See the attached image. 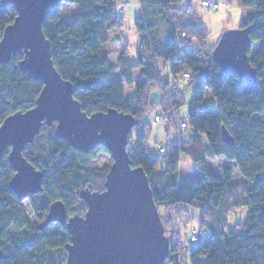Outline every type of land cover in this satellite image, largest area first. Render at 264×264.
I'll list each match as a JSON object with an SVG mask.
<instances>
[{
  "label": "trees",
  "instance_id": "trees-1",
  "mask_svg": "<svg viewBox=\"0 0 264 264\" xmlns=\"http://www.w3.org/2000/svg\"><path fill=\"white\" fill-rule=\"evenodd\" d=\"M118 1L63 0L62 4L76 7L70 23L62 18V4L47 11L42 31L55 69L72 84L73 98L87 115L116 110L137 121L134 146L129 148V134L127 151L132 167L146 174L157 208L198 209L204 234L202 238L196 235V242L190 238L194 246L188 247L185 264H264V122L254 118L264 113V0H239L248 10L239 28L253 29L247 54L257 70V83L249 89L244 88L245 81L225 74L213 62L214 48L207 46L209 33L197 12L191 5L176 9L184 0H137L142 9L135 18L140 35L136 60L129 59L126 47L117 62H112L102 49L110 41V34L123 27ZM15 17L13 6L3 5L0 0V40ZM22 59L23 55L16 54L6 65L0 64V125L9 116L32 109L43 89L29 73L19 70ZM158 64L168 66L173 77L188 75L185 80L192 93L185 122L178 114L183 94L177 90L163 92L160 104L166 124L171 130L184 125L181 129L186 137L181 134L168 139L166 146H159L157 156H165V167L149 153L150 125L141 121L154 107L148 102L150 93L169 84ZM138 70L141 82L135 87L134 97L127 101L125 88L135 84L134 72ZM172 115L178 117L176 125ZM145 127L146 131L141 130ZM223 128L233 140L231 145L222 140ZM54 129L42 126L34 142L23 150L25 160L43 175L42 192L19 200L9 190L15 173L7 159L9 150L0 160V250L7 256L0 264H62L65 246L70 243L66 229L60 227L50 233L37 227L55 202L64 204L68 217L84 214L85 205L78 193L97 189L92 170L95 154L73 149L54 136ZM97 151L108 153L102 146ZM182 156L196 167L215 159L235 165L247 185L237 199L241 203L235 205L245 210L244 223L225 232L229 215L225 202L237 190L233 171L227 168L219 177L207 169L195 178L184 177L180 175ZM107 171L101 177L104 181ZM175 232L169 236L164 264H182L179 238L173 241ZM53 253H58L59 259L50 260Z\"/></svg>",
  "mask_w": 264,
  "mask_h": 264
},
{
  "label": "water",
  "instance_id": "water-1",
  "mask_svg": "<svg viewBox=\"0 0 264 264\" xmlns=\"http://www.w3.org/2000/svg\"><path fill=\"white\" fill-rule=\"evenodd\" d=\"M63 0H2L11 5L16 17L3 31L0 64L12 56L23 55L18 68L40 82L43 89L35 106L6 118L0 125V160L7 159L14 170L9 190L19 200L43 191V175L23 157V150L34 142L43 125L53 127L54 136L73 149L89 154L104 147L112 160L103 191L81 190L83 215L68 217L62 202L53 203L37 230L58 223L70 235L62 264H164L169 241L148 178L141 168L131 165L128 137L137 121L116 110L87 115L73 98L69 81L55 69L50 45L42 31L47 11L57 9ZM251 27L222 34L212 52L213 62L225 74L238 76L249 85L257 83V70L250 64ZM222 140H233L222 129ZM7 256L0 250V262Z\"/></svg>",
  "mask_w": 264,
  "mask_h": 264
},
{
  "label": "rangeland",
  "instance_id": "rangeland-1",
  "mask_svg": "<svg viewBox=\"0 0 264 264\" xmlns=\"http://www.w3.org/2000/svg\"><path fill=\"white\" fill-rule=\"evenodd\" d=\"M204 1L212 2L214 5L218 6V9L203 7L200 3ZM188 5H191V7L197 12L198 16L203 21V24L209 33L206 43L207 46L211 48H214L217 45L224 32L239 29L243 17L248 14V10L241 7L239 0H184L180 6L176 7V9H182L180 7H186ZM116 7L120 13L118 14V17L123 19V27L120 32H113L110 34V41L103 47L102 52L103 54H108L111 61L116 63L120 53L124 50V48L127 47L129 59L131 61H135L137 46L140 41V35L135 29V18H137L141 13L142 7L139 5L137 0H119L116 4ZM75 10L76 7L74 5H61L62 18L66 21V23H70L72 21L75 16ZM114 37H116V39H113ZM191 42H194L197 45V42ZM158 67L163 74L162 76L165 77V80L168 79L169 84L165 88H154V90L150 93L148 102L154 107H152V111L147 112L141 118V121H145L150 125V130L148 132L149 138L147 141V149L149 153L155 159H159L161 166L165 167V156H157L159 146L161 144L166 146L168 139H173L174 137H178L181 134L184 137L185 133L180 127H177L176 125L178 122L177 116L172 115L176 121V127L174 126L173 130H171L170 125L166 124V117L162 116L164 108L160 104L163 99V92L169 93V91L175 92L177 90L179 93L183 94V105L178 109V114L179 119L185 122H188L189 104L192 99V93L189 84L182 76L173 77L169 73L168 66L164 67L162 64H158ZM116 73H118V70ZM134 78L135 84L131 87L125 88V100L127 101H130L134 97L135 87L141 82L142 77L139 70L134 72ZM244 88L249 89L250 85L245 84ZM155 117L159 118V120L155 119ZM254 118L257 122H264V113L261 115H256ZM53 127L55 128V125ZM141 130L146 131V127L144 129L142 128ZM136 131L137 130L132 129L130 133L131 140L129 143V148L134 146V136ZM185 138L186 137H184V139ZM97 150L93 152L96 158L92 163V170L96 175L94 186H96L97 189L90 190L92 192L97 190L103 191L104 180L101 177L105 171L108 170L112 163L108 153L106 154ZM180 165V175L191 178L199 176L202 170L207 169L213 174L222 177L223 172L227 168L231 169L233 171V181L237 185V190H233L225 202V204L228 205L226 208L229 213L226 218L227 225L225 227V232H227V229L232 230V228L236 226L237 223L245 222L247 218V216L244 214L245 210L241 207L238 209L235 207V205L236 202L238 204L241 203V201L239 202L237 199L241 197V194L247 185L246 182L239 176L233 163H229L224 159H215L207 161L206 165L196 167L188 158L182 156L180 158ZM80 202L82 203L81 200ZM158 212L163 223L164 234L166 238L169 239V236L173 230L176 231L173 241L174 239L176 241V239L179 238V255L181 256V263L185 264L187 262L188 247L194 246L190 242V238L193 242V236L198 235L200 238H202L204 234V231L201 229L200 212L195 206L175 207L169 210L158 208ZM206 223L207 220L205 219V226L207 225ZM60 227L61 226L58 223L54 222L47 226L45 230L51 233L59 231ZM58 256V253H53L50 257V260H57V258L59 259Z\"/></svg>",
  "mask_w": 264,
  "mask_h": 264
},
{
  "label": "built area",
  "instance_id": "built-area-1",
  "mask_svg": "<svg viewBox=\"0 0 264 264\" xmlns=\"http://www.w3.org/2000/svg\"><path fill=\"white\" fill-rule=\"evenodd\" d=\"M200 4L203 7H207V8H211V9H218V6L217 5H214L212 2H206V1H204V2H202ZM183 77H184V79H187L188 78V75H184ZM156 119L159 120V118H156ZM181 128H184V125H182ZM162 151H163V149L160 148V152H162ZM192 240H193V242H196L198 240L197 236H193L192 237Z\"/></svg>",
  "mask_w": 264,
  "mask_h": 264
},
{
  "label": "crops",
  "instance_id": "crops-1",
  "mask_svg": "<svg viewBox=\"0 0 264 264\" xmlns=\"http://www.w3.org/2000/svg\"><path fill=\"white\" fill-rule=\"evenodd\" d=\"M110 38H111V36H110ZM113 39H116V37H114Z\"/></svg>",
  "mask_w": 264,
  "mask_h": 264
},
{
  "label": "bare ground",
  "instance_id": "bare-ground-1",
  "mask_svg": "<svg viewBox=\"0 0 264 264\" xmlns=\"http://www.w3.org/2000/svg\"><path fill=\"white\" fill-rule=\"evenodd\" d=\"M83 215V214H82ZM169 244H170V242H169Z\"/></svg>",
  "mask_w": 264,
  "mask_h": 264
}]
</instances>
